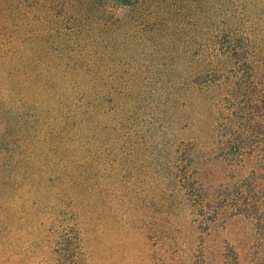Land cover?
Returning <instances> with one entry per match:
<instances>
[{
  "label": "rangeland",
  "instance_id": "obj_1",
  "mask_svg": "<svg viewBox=\"0 0 264 264\" xmlns=\"http://www.w3.org/2000/svg\"><path fill=\"white\" fill-rule=\"evenodd\" d=\"M0 264H264V0H0Z\"/></svg>",
  "mask_w": 264,
  "mask_h": 264
},
{
  "label": "trees",
  "instance_id": "obj_2",
  "mask_svg": "<svg viewBox=\"0 0 264 264\" xmlns=\"http://www.w3.org/2000/svg\"><path fill=\"white\" fill-rule=\"evenodd\" d=\"M125 5H132V4H135V3H139V1L140 0H121ZM134 2V3H133ZM229 46L231 47V49H230V52H231V54H235V55H237L238 54V49L237 48H233V46H231L230 44H229ZM233 50V51H232ZM234 55V56H235Z\"/></svg>",
  "mask_w": 264,
  "mask_h": 264
}]
</instances>
